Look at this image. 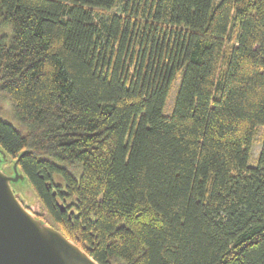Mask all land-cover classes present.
<instances>
[{
	"label": "trees",
	"instance_id": "16d2710c",
	"mask_svg": "<svg viewBox=\"0 0 264 264\" xmlns=\"http://www.w3.org/2000/svg\"><path fill=\"white\" fill-rule=\"evenodd\" d=\"M0 149L100 264H264V0H0Z\"/></svg>",
	"mask_w": 264,
	"mask_h": 264
},
{
	"label": "water",
	"instance_id": "95a60500",
	"mask_svg": "<svg viewBox=\"0 0 264 264\" xmlns=\"http://www.w3.org/2000/svg\"><path fill=\"white\" fill-rule=\"evenodd\" d=\"M4 158L0 149V264H100L24 206L12 187L23 179L17 160L12 175L1 168Z\"/></svg>",
	"mask_w": 264,
	"mask_h": 264
},
{
	"label": "rangeland",
	"instance_id": "374dc122",
	"mask_svg": "<svg viewBox=\"0 0 264 264\" xmlns=\"http://www.w3.org/2000/svg\"><path fill=\"white\" fill-rule=\"evenodd\" d=\"M177 83H178V81L175 82L174 87H173V89H172V91H171V93L169 95V98H168V100L166 102V111H169L171 106H172ZM2 106H3V108H5V111L1 114L2 117L5 120H7L10 123H12L15 127H19V124L16 122L17 120H16V118H15V116L13 114V111L11 110V108L9 106V103L8 102H6V103L3 102ZM260 132H261V128L258 131V133H257V135L255 137V140H254V142L252 144V147H251V157L252 158L251 157L249 158V163H251V164H255V162H256V157L255 156H257L258 151L260 149V138H261ZM13 162H12V160L8 159L7 161L1 163V168L7 174H12L13 175V169H12ZM12 183H13L12 187H13V190H14L15 194L18 196V198L20 200H22V203L26 204L28 206L27 208L31 212H33L35 214V216H36V212L35 211L38 210L37 209L38 200L34 196L31 188L28 185V183H26L25 180H22V181L21 180L20 181L17 180V181L12 182ZM44 223H47V222H44Z\"/></svg>",
	"mask_w": 264,
	"mask_h": 264
}]
</instances>
